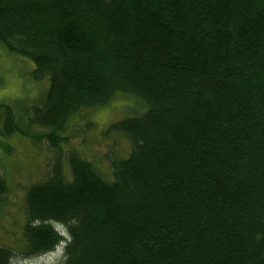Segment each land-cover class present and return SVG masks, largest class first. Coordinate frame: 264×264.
<instances>
[{"label": "trees", "instance_id": "obj_1", "mask_svg": "<svg viewBox=\"0 0 264 264\" xmlns=\"http://www.w3.org/2000/svg\"><path fill=\"white\" fill-rule=\"evenodd\" d=\"M0 46L48 85L39 105L0 103L1 136L40 129L57 154L73 114L146 105L103 132L130 145L111 180L69 152L26 189L23 255L264 264V0H0Z\"/></svg>", "mask_w": 264, "mask_h": 264}, {"label": "rangeland", "instance_id": "obj_2", "mask_svg": "<svg viewBox=\"0 0 264 264\" xmlns=\"http://www.w3.org/2000/svg\"><path fill=\"white\" fill-rule=\"evenodd\" d=\"M33 71L34 66L30 61L10 55L0 46V103H43L42 95L47 89V81L34 80ZM145 111L143 101L118 93L104 106L73 114L65 124L62 136L66 143L61 146L57 153L59 155L51 151L43 140L32 141L31 137L42 135L43 130L27 131L28 137L0 135V176L5 184V191L0 194V248L13 251L14 264H54L62 256V247L52 254L36 258L23 255L26 189L46 179L57 156L66 169L65 156L69 152H75L91 163L103 179L111 180L110 161L127 158L130 145L120 135H105L103 132L118 121L141 117ZM1 129L0 115V132ZM57 229L66 237L62 228Z\"/></svg>", "mask_w": 264, "mask_h": 264}]
</instances>
